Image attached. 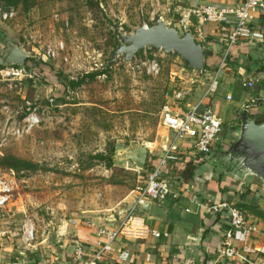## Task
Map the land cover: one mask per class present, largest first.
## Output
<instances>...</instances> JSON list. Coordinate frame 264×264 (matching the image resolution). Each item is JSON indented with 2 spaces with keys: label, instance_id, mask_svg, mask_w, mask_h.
<instances>
[{
  "label": "rangeland",
  "instance_id": "rangeland-1",
  "mask_svg": "<svg viewBox=\"0 0 264 264\" xmlns=\"http://www.w3.org/2000/svg\"><path fill=\"white\" fill-rule=\"evenodd\" d=\"M190 1L0 0V8L15 10L11 19L0 15V56L7 43L13 42L30 50L34 62L49 63L67 80L101 73L76 87L68 86L60 93L61 99H57L60 90L53 81L0 80V99L10 105L18 121L27 100L45 110L38 127L18 138L10 136L0 146V156L12 154L39 165L37 170L19 171L0 167L1 175L14 174L18 181L0 215V264L31 256L43 230L51 225L57 228L66 219L86 215L93 208L110 209L125 196H135L143 181L140 174L148 167L138 169L121 153L132 143L151 146L172 139V133L160 124L163 105L191 107L201 82L173 52L145 48L131 62L119 56L110 64L120 44L114 29L119 25L121 32L129 33L161 15L165 21H177L180 14L166 9L190 6ZM60 41L64 49L58 50L56 59L48 57V45L56 47ZM149 60L158 61V73L148 70L145 63ZM178 92L182 93L179 98L175 96ZM99 153H113L112 166L108 158H98ZM211 164L217 176L234 175ZM199 167L203 176L208 167ZM122 209L111 213L117 217ZM26 221L35 226V240L29 242L23 239Z\"/></svg>",
  "mask_w": 264,
  "mask_h": 264
},
{
  "label": "crops",
  "instance_id": "crops-1",
  "mask_svg": "<svg viewBox=\"0 0 264 264\" xmlns=\"http://www.w3.org/2000/svg\"><path fill=\"white\" fill-rule=\"evenodd\" d=\"M241 1L192 0L190 6H178L175 10L186 13L199 5L231 6ZM191 18L196 25V38L202 42L207 56L203 71H194L201 82L195 92L198 99L190 104L191 107L181 109H190L205 97L225 125H229L223 132L222 146L215 155L225 151L236 140L244 109L257 121H264V13H254L250 24L253 36L233 45L222 68H219L220 62L232 26L214 22L202 24L196 16ZM248 82H253V86H246ZM158 143L152 142L149 146V153L155 160L163 155V147L167 144L166 141L160 142L162 147H159ZM180 151L179 162L197 157L188 149L181 147ZM177 164L173 163L169 170L179 180L180 197L150 202L142 212L151 228L168 233V236L158 238L150 235L138 241L120 238L114 243L110 257L99 264H183L187 257H193L202 264L212 261L216 264H264V216L253 211L255 208L264 213V182L254 175L217 176L213 173L212 164L207 165L208 170L203 176L195 175L187 180L179 175L178 170L183 169H177ZM224 200L240 205L255 227L250 235L237 233L234 244L240 256L235 259L219 257L225 231L231 224L224 212H214L209 207L215 201ZM133 201L134 197L129 194L110 209L93 208L86 215L73 217L75 222L71 221L72 218L66 219L55 228L53 241L48 240L50 229L43 230L42 239L31 249L32 255L9 264H78L75 260L76 243L82 244L88 252L97 240L96 226L112 223L114 215L111 211L124 210ZM88 220L94 221L96 226L88 225ZM124 248L131 253L128 261L118 258Z\"/></svg>",
  "mask_w": 264,
  "mask_h": 264
},
{
  "label": "built area",
  "instance_id": "built-area-1",
  "mask_svg": "<svg viewBox=\"0 0 264 264\" xmlns=\"http://www.w3.org/2000/svg\"><path fill=\"white\" fill-rule=\"evenodd\" d=\"M166 12H177L175 8L168 7ZM256 12L264 13V0H242L231 6H219L216 4H205L191 7L186 13L179 12L180 17L177 21H167L173 23L180 32L191 31L195 37V24L192 16H196L203 24L214 22L217 24L231 25L232 31L229 34L227 43L222 54L220 67L222 68L229 53L236 43L240 40L248 39L253 36L250 28L253 15ZM0 15L3 19H11L15 15L13 7L6 9L0 8ZM161 17L164 20V17ZM148 26V24H144ZM197 39V38H196ZM64 41H60L56 47L48 45L46 54L52 59L58 56V50H63ZM150 72L158 73L160 66L157 60H149ZM0 80L3 81H40L41 74L35 69H24L21 66H0ZM253 82L245 83L246 86H253ZM177 98L182 96L181 92L175 94ZM53 98L50 102H53ZM23 117L20 121L10 113V105L0 99V146L10 136L21 137L25 133H30L38 127L44 119L45 110H40L36 102L26 101ZM18 117V116H17ZM160 124L169 130L173 137L167 139V144L163 147V155L158 162L147 168L142 183L135 190L134 201L132 204L118 212L112 223L100 224L96 226L94 221L88 220L87 224L96 226L97 240L93 248H86L76 243L75 260L78 264H99L103 259H108L114 248V243L122 238L129 241H138L148 238L150 235L155 237L168 236L151 228L144 215L139 210V205L150 202H161L171 197L178 199L181 195L179 180L175 175L170 174V167L173 163L180 160L182 155L181 147L188 149L194 156H202L203 159L217 152L222 146L223 132L226 129L225 123L217 115L212 105L205 101L203 97L192 108L182 110L179 106L173 107L171 104L163 105L160 113ZM18 186L17 178L14 174H0V215L12 200L14 192ZM214 212H224L230 220L231 226L225 231V239L220 248L219 257L222 259H235L240 256L234 240L238 232L250 235L255 227L250 224L246 211L235 203L227 200L212 203L209 206ZM188 210V209H187ZM75 218L71 221L75 222ZM23 239L26 242L35 240V226L31 221H26L23 226ZM131 253L125 248L119 252L118 258L123 261L130 259ZM183 264H202L198 263L193 257H187ZM209 264H216L215 261Z\"/></svg>",
  "mask_w": 264,
  "mask_h": 264
},
{
  "label": "water",
  "instance_id": "water-1",
  "mask_svg": "<svg viewBox=\"0 0 264 264\" xmlns=\"http://www.w3.org/2000/svg\"><path fill=\"white\" fill-rule=\"evenodd\" d=\"M114 31L120 44L114 50L110 64L119 56H123L126 62H131L138 52L150 48L175 53L193 71L202 72L204 69L207 51L202 42L191 31L180 32L173 23H168L161 17L151 21L148 26H138L129 33L121 32L119 25L115 26ZM29 58H32V53L25 46L8 42L5 53L0 56V66L17 65L26 70ZM121 154L123 158L132 160L138 169L144 170L149 158L148 142L132 143ZM211 163L234 172V176L254 175L264 182V121H257L244 109L236 140L227 150L213 155L206 165ZM148 205L149 203L139 205L138 208L144 212ZM55 238V228L51 225L48 240L53 241Z\"/></svg>",
  "mask_w": 264,
  "mask_h": 264
},
{
  "label": "trees",
  "instance_id": "trees-1",
  "mask_svg": "<svg viewBox=\"0 0 264 264\" xmlns=\"http://www.w3.org/2000/svg\"><path fill=\"white\" fill-rule=\"evenodd\" d=\"M142 51H140V52H142ZM27 68L28 69H35L36 71H38L42 76L41 82H52L53 81L54 84H56L55 86L58 88V90H60L58 93L57 99H61L62 94H60V93L64 90H66L68 88V86L76 87V86L82 84L85 81V78L94 79L97 75L101 74V73H99V71H96V72L86 73L78 81L67 80L60 73H56L53 70L54 69L53 66L50 65L49 63H47V62H34V60L32 58H29L27 60ZM61 87H63V88L61 89ZM112 155H113V153H112ZM112 155L111 156H105L104 154L99 153L96 156L100 159L108 158L109 159V165L112 166V164H113ZM156 162H158V159L155 160L154 157L149 155L148 163H147L146 167H150L153 164H155ZM177 163H178L176 165L177 169H181V168L183 169V170H181V171H183V173H181V171L178 170L179 175L182 174L183 177L188 180V179H193L195 177V175L201 176L200 175L201 172H199V173H197V172L199 171V168H200L199 166H202L203 164H205L206 160H203L202 156H197L194 158L191 157V158L187 159L186 162L177 161ZM0 167L9 168L11 171H19V170H37L39 168V165L37 163H34V162L26 160V159L19 158L17 156L12 155V154H4V155L0 156ZM195 173H197V174H195ZM142 174L143 173H141L140 175L144 178L145 174H143V175ZM238 206L241 207L240 205H238ZM253 211L258 215L264 216V213L259 211L258 209L254 208Z\"/></svg>",
  "mask_w": 264,
  "mask_h": 264
}]
</instances>
